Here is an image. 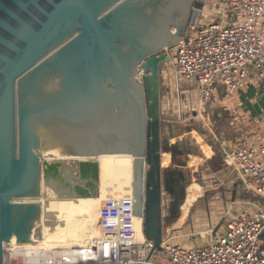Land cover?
Returning <instances> with one entry per match:
<instances>
[{"label":"water","instance_id":"1","mask_svg":"<svg viewBox=\"0 0 264 264\" xmlns=\"http://www.w3.org/2000/svg\"><path fill=\"white\" fill-rule=\"evenodd\" d=\"M204 4L0 0V264L5 245L41 240L43 175L78 180L89 170L84 188L97 197L102 155L143 159L147 258L160 246L162 195L178 217L192 183L165 178L162 155L173 159L177 143L161 135L160 67Z\"/></svg>","mask_w":264,"mask_h":264},{"label":"built area","instance_id":"2","mask_svg":"<svg viewBox=\"0 0 264 264\" xmlns=\"http://www.w3.org/2000/svg\"><path fill=\"white\" fill-rule=\"evenodd\" d=\"M209 2L219 21L197 20L173 52L166 50L168 69L162 72L160 67L165 88L160 101H166L168 114L171 111L179 121L187 107H193L194 93L199 106L207 107L217 98L218 88L232 97L244 90L251 75L264 80V0ZM224 155L243 188L264 197V140L238 138ZM248 205L252 208L229 217L204 244L187 247L163 237L147 258L151 242L146 237L142 243L136 240V221L142 226L143 218L135 199L130 193L108 197L98 207L97 237L69 251V256L48 252L33 264H264V207Z\"/></svg>","mask_w":264,"mask_h":264},{"label":"rangeland","instance_id":"3","mask_svg":"<svg viewBox=\"0 0 264 264\" xmlns=\"http://www.w3.org/2000/svg\"><path fill=\"white\" fill-rule=\"evenodd\" d=\"M204 1L205 7L197 23L203 24L208 18L211 21H219L214 12L216 7L210 6V0ZM194 25H189V29ZM176 46L169 51L173 52ZM168 67L169 62L162 64L161 71L165 72ZM162 72L160 78L163 77ZM139 78H141L140 74ZM258 88L257 91L264 95V83L259 84ZM161 91L164 95L165 88ZM197 98V94L194 93L193 107L186 105L187 112L181 121L173 116L171 111L168 114L166 101L161 104L162 139L169 138L170 143H182L187 150L186 154L181 150L175 162L170 154H163L162 166L173 169L174 164L180 163L184 178L192 180L191 186L187 187L186 198L190 191L195 194L192 206L183 208V211L181 208L178 217L169 215L167 208L169 197L166 194L162 195V212L165 217L163 237L171 244L187 247L204 244L211 233L224 228L229 217L252 208L248 204L256 202L264 207V197L255 196L252 191L243 188L236 173L225 163L224 155L229 143L235 138H250L255 142L264 140V114L258 117V122L250 118L248 122L250 125L245 127L248 123L243 116L235 117L233 114L238 110L236 103L234 106L230 105V111H226L225 105L228 104L229 99L204 107L199 106ZM239 99H242L241 95ZM209 148L212 153L208 152ZM144 170H147V165ZM89 177L91 179V175ZM187 209H189L188 213ZM40 246L43 247L44 244ZM24 262L23 251L11 253L9 249H4V264H24ZM165 263L171 264L168 261Z\"/></svg>","mask_w":264,"mask_h":264},{"label":"bare ground","instance_id":"4","mask_svg":"<svg viewBox=\"0 0 264 264\" xmlns=\"http://www.w3.org/2000/svg\"><path fill=\"white\" fill-rule=\"evenodd\" d=\"M55 158L69 165L77 164L78 161L76 158ZM98 164L100 182L97 197H89L87 193L90 188H84L86 185L89 187V170H85L84 178L78 180L43 175L40 196L41 240L34 244H7L4 249L23 251L24 264H33L41 256H47L48 252L69 256V251L87 245L97 237L98 207L108 197L130 193L140 214L143 201V159L129 155H102L98 158ZM136 222V240L142 243L145 236L140 219Z\"/></svg>","mask_w":264,"mask_h":264},{"label":"crops","instance_id":"5","mask_svg":"<svg viewBox=\"0 0 264 264\" xmlns=\"http://www.w3.org/2000/svg\"><path fill=\"white\" fill-rule=\"evenodd\" d=\"M247 86L244 88L243 91L237 93L236 95L230 97V96H225L222 100H220L221 98L218 96L219 93L216 94L215 101L212 102L210 105H213L214 103H221L223 101H225L226 99H229L228 104L225 105V110H229L230 111V105L234 106L236 103L237 105V113L233 112V114L236 116H243V119H245L246 123L249 122L250 118H253L256 120V122H258V117H260L261 115L264 114V95L259 93V91H257L259 84L264 83V80L257 78L254 75H251L248 79L247 82ZM163 88V87H162ZM161 88V90H162ZM240 95L242 96V99L240 100L239 97ZM162 91L160 94V98L162 97ZM217 99V100H216ZM162 100V98L160 99ZM236 102H235V101ZM161 101H160V106H161ZM226 106H228L229 108H226ZM162 109V106H161ZM219 116V115H218ZM250 124L248 123L247 125H245V127L249 126ZM238 138H235L234 140H236ZM249 140H251L250 138H248ZM262 141V140H260ZM259 142V141H256ZM210 153H212L210 151V148L208 149ZM185 181H187L185 179ZM192 184V183H191ZM191 186V185H190ZM189 186V187H190ZM194 192V191H193ZM194 193H192V191L189 192V196H188V200L186 203H184L185 205L182 207V211L183 208L185 209L190 208L192 206V204L194 203ZM187 213L189 212V209H187L186 211Z\"/></svg>","mask_w":264,"mask_h":264},{"label":"flooded vegetation","instance_id":"6","mask_svg":"<svg viewBox=\"0 0 264 264\" xmlns=\"http://www.w3.org/2000/svg\"><path fill=\"white\" fill-rule=\"evenodd\" d=\"M178 150L179 151L182 150L184 154H186V152H187L184 144L177 143V146L173 149V152H174L173 161L174 162L176 161V158H177L176 151H178ZM173 167H174L173 169L172 168L168 169L166 171V174H165V178H166V181L168 183V187H171L172 185H175L178 182L185 181L184 175H183L182 171L180 170V168H182V165L180 163H176V164H174ZM187 200H188V194H187L186 202H187ZM168 203H169V201H168ZM176 214H177V212H174L172 215L176 216Z\"/></svg>","mask_w":264,"mask_h":264},{"label":"trees","instance_id":"7","mask_svg":"<svg viewBox=\"0 0 264 264\" xmlns=\"http://www.w3.org/2000/svg\"><path fill=\"white\" fill-rule=\"evenodd\" d=\"M217 92H218L219 95H220V96H219V95H218V96H219L220 98H222V99L226 96V92H225L223 89H221V88H218V89H217ZM171 134H172V133H171ZM179 152H180L179 150L176 151V154L179 155Z\"/></svg>","mask_w":264,"mask_h":264}]
</instances>
